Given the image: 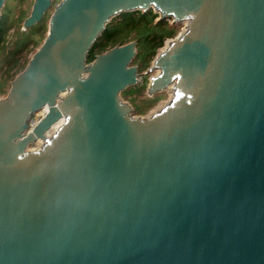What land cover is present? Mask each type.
<instances>
[{"label":"water","instance_id":"water-1","mask_svg":"<svg viewBox=\"0 0 264 264\" xmlns=\"http://www.w3.org/2000/svg\"><path fill=\"white\" fill-rule=\"evenodd\" d=\"M151 8L187 22L135 116L136 41L88 57ZM0 264H264V0H61L0 99Z\"/></svg>","mask_w":264,"mask_h":264},{"label":"rangeland","instance_id":"rangeland-1","mask_svg":"<svg viewBox=\"0 0 264 264\" xmlns=\"http://www.w3.org/2000/svg\"><path fill=\"white\" fill-rule=\"evenodd\" d=\"M34 1L35 0H7L5 8L2 11L7 24V32L3 38V44L0 46V99L8 95L12 81L24 70L29 60L44 42L49 30L50 18L54 13L56 5L59 4L61 0H53L44 18L35 26H32L29 32H27L29 35L26 36L24 35L26 31L23 22L28 14H30ZM167 21V27L170 28V26H173V28H175V33L173 36H169L165 39L164 45L158 48L154 55L150 53L149 48L145 44L143 35L137 31H133L129 37L130 41H136L137 43V54L132 65L138 67L140 76L137 84L129 86L126 92H121V97L133 107V114L135 116H148L159 110L174 97V91H170L169 88L154 95H150L148 92L152 77L158 73V71L150 72L149 68L152 66L158 53L164 49L167 43L178 37L186 28L185 22L176 23L173 22L172 18H167ZM113 22H118V19H115ZM24 37H27V40L31 41L27 45L28 47L26 50L19 53V60L17 59L18 54H16L15 57L19 64H17V66H11L8 61V50L15 49L16 41ZM100 51V49H97V54L100 53Z\"/></svg>","mask_w":264,"mask_h":264},{"label":"trees","instance_id":"trees-1","mask_svg":"<svg viewBox=\"0 0 264 264\" xmlns=\"http://www.w3.org/2000/svg\"><path fill=\"white\" fill-rule=\"evenodd\" d=\"M3 16L4 14H2L0 20V37H2L6 27V20ZM158 18L159 13L155 12L152 8L147 12L141 10L123 12L112 19L107 25L105 31L90 50L88 61H92L95 58L97 49H100V53H102L113 48L117 44L130 42L129 37L133 31H137L143 35L145 44L149 48L150 53L154 55L157 49L164 45L165 39L169 36H173L175 33V28H173V26H170V28L167 27V19L157 20ZM115 19H118V22H113ZM27 32H29V30L26 31L24 35L28 36L29 34H27ZM27 39V37H24L17 40L16 48L13 51L24 49L31 41Z\"/></svg>","mask_w":264,"mask_h":264},{"label":"flooded vegetation","instance_id":"flooded-vegetation-1","mask_svg":"<svg viewBox=\"0 0 264 264\" xmlns=\"http://www.w3.org/2000/svg\"><path fill=\"white\" fill-rule=\"evenodd\" d=\"M30 14H28V16H29ZM27 16V17H28ZM24 23V22H23ZM30 29V28H29ZM29 29H25V31H28ZM7 32V24H6V27H5V31H4V33L2 34V37H0V46L3 44V38H4V36H5V33ZM30 43V42H29ZM16 45V44H15ZM28 46H26L24 49H20V50H15V51H13L14 49H11V50H8V61H9V63H10V65L11 66H17V64H19V62H18V57H19V53H22V52H24V50H26V48H27ZM16 54H18L17 55V59H16ZM30 61V60H29ZM29 63V62H28ZM27 63V64H28Z\"/></svg>","mask_w":264,"mask_h":264},{"label":"bare ground","instance_id":"bare-ground-1","mask_svg":"<svg viewBox=\"0 0 264 264\" xmlns=\"http://www.w3.org/2000/svg\"><path fill=\"white\" fill-rule=\"evenodd\" d=\"M186 22H187V21H185V23H186ZM169 89H170V91H173V88H172V86H170V87H169Z\"/></svg>","mask_w":264,"mask_h":264}]
</instances>
